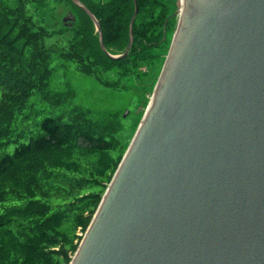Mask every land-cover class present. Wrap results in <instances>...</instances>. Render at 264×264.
<instances>
[{"label": "water", "instance_id": "obj_1", "mask_svg": "<svg viewBox=\"0 0 264 264\" xmlns=\"http://www.w3.org/2000/svg\"><path fill=\"white\" fill-rule=\"evenodd\" d=\"M73 1L125 57L138 0L118 54ZM177 4L151 101L69 264H264V0Z\"/></svg>", "mask_w": 264, "mask_h": 264}, {"label": "trees", "instance_id": "obj_2", "mask_svg": "<svg viewBox=\"0 0 264 264\" xmlns=\"http://www.w3.org/2000/svg\"><path fill=\"white\" fill-rule=\"evenodd\" d=\"M45 1L0 0V264L71 261L67 253L78 228L90 224L129 145L88 118L85 108L73 106L55 115L31 99L39 94L61 106L72 96V90L50 86L54 54L91 75L101 70L134 73L158 55L169 25L165 2L138 0L132 47L114 59L102 49L91 16L73 0L66 1L79 20L71 25L69 41L48 45L63 27L52 29L28 10L30 3ZM81 1L100 20L107 49L122 53L134 0Z\"/></svg>", "mask_w": 264, "mask_h": 264}, {"label": "rangeland", "instance_id": "obj_3", "mask_svg": "<svg viewBox=\"0 0 264 264\" xmlns=\"http://www.w3.org/2000/svg\"><path fill=\"white\" fill-rule=\"evenodd\" d=\"M162 1L168 6L169 25L165 24L166 32L157 48L156 54L158 55L151 63L142 65L140 70L134 73L131 69L124 73L121 72L123 74H118L116 71H112V73L101 70L100 73L98 71L91 75L81 71L74 61L66 60L55 53L52 62L54 77L50 86L66 92L72 90V96L61 106H53L49 100L42 99L39 94H34L31 99L37 101V106L45 107L44 112L55 115L59 114L61 109L67 111L71 110L73 106L85 108L82 111L86 112L88 118L97 120L101 126H107L108 131H110L108 133L114 135L120 144L127 142L128 145L151 101L178 22L177 0ZM28 10L35 18L43 21L52 29L63 27L62 33L54 34L47 40L48 45L55 41L60 44L69 41V37L72 35L71 25L74 21L79 20L76 10L66 0H46L44 3L32 2L29 4ZM139 10L140 6L138 5V12ZM65 17H67L66 20H64ZM94 28V34H97L96 25ZM22 43L20 40L19 45ZM113 49L117 48L113 47ZM116 51H118L115 52L116 54L120 53L119 50ZM106 80H109V83ZM111 124L112 129L109 128ZM14 146L15 144H12L10 149H13ZM107 184L108 182H104L105 187ZM103 190L100 189V193ZM87 228H78L74 245L67 253L69 260L77 250ZM69 262L63 264H69Z\"/></svg>", "mask_w": 264, "mask_h": 264}]
</instances>
